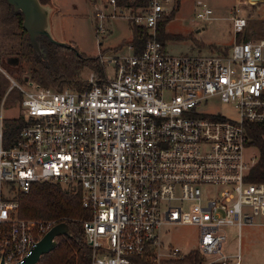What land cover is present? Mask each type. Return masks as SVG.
Segmentation results:
<instances>
[{
  "label": "built area",
  "instance_id": "built-area-1",
  "mask_svg": "<svg viewBox=\"0 0 264 264\" xmlns=\"http://www.w3.org/2000/svg\"><path fill=\"white\" fill-rule=\"evenodd\" d=\"M102 5L94 10L101 37L116 15L150 34L138 53L128 43L126 53L100 56L114 76L91 71L83 89L10 78L24 124L9 146L0 130V264L24 261L54 225L18 215V195L41 181L79 190L90 213L82 221L90 264H161L162 251L183 259L188 252L161 239L164 225L179 223L200 228L198 264H229L226 228H236L239 246L242 227L264 218V181L248 180L256 161L244 156L247 122L264 129V35L237 39L248 20L234 14L236 36L224 51L175 55L156 26L176 0ZM211 13L203 3L196 16ZM215 100L233 103L236 118L205 108ZM187 200L196 209H184ZM235 258L240 264L239 250Z\"/></svg>",
  "mask_w": 264,
  "mask_h": 264
},
{
  "label": "rangeland",
  "instance_id": "rangeland-1",
  "mask_svg": "<svg viewBox=\"0 0 264 264\" xmlns=\"http://www.w3.org/2000/svg\"><path fill=\"white\" fill-rule=\"evenodd\" d=\"M1 1L0 13L5 7ZM93 2L92 0H48L51 8L50 30L52 35L57 40L76 48L83 57L99 56L100 59L102 55L126 53V44L130 43L131 39L130 21L125 15L109 17L104 23L108 30L101 37L100 33L96 32L94 10L97 5L103 7V0H95V4ZM203 3L212 9L208 19L196 16L197 10ZM104 9L107 11L106 7ZM234 14L245 16L248 20L247 26L238 34L237 39L246 38L250 32L255 36L264 35V0H176V5L164 18L167 20L164 23L163 31L168 34H164L160 41L165 51L175 55L224 51L233 43L236 36L231 25V17ZM12 31L15 34L20 32V28L14 20L8 24L0 23V54L2 55L9 43H13L17 39ZM21 64V68H19L0 62V72L9 79L10 83V78L18 83L25 79L34 80L30 75L29 62L23 59ZM102 66L109 77L114 76L111 67ZM91 71L99 78L105 76V73L100 76L87 65L81 68L77 80L86 82L85 78ZM48 86L59 88L60 85ZM60 87L71 88L66 84H62ZM72 89L75 88L72 87ZM6 91L0 101L1 131L3 119L17 117L21 111L16 89L7 94ZM205 108L209 111L220 112L227 118L232 119L237 116L236 109L230 102L209 101ZM252 155L257 161L259 158L258 148L254 145L246 146L244 149L245 158L249 159ZM181 205L187 210L196 209L195 202L190 200L183 201ZM199 232L200 228L196 224H167L162 228L161 239L164 245L177 247L180 253L196 252L193 249L197 247ZM236 239V228L228 226L223 249L228 255H231L229 264L235 262L238 250L240 264H264V218H256L253 224L242 227L239 246L235 244ZM166 253L167 251H162L163 261L161 264H189L183 262L182 259L168 260L169 256ZM200 258L202 263L203 255L200 254Z\"/></svg>",
  "mask_w": 264,
  "mask_h": 264
},
{
  "label": "trees",
  "instance_id": "trees-1",
  "mask_svg": "<svg viewBox=\"0 0 264 264\" xmlns=\"http://www.w3.org/2000/svg\"><path fill=\"white\" fill-rule=\"evenodd\" d=\"M40 1L48 2V0ZM1 2L5 7L0 13V23L8 24L14 20L20 28V32L15 34L12 31L17 39L13 43H9L3 55L0 54V62L21 68V61L23 59L28 61L31 77L45 86L66 84L75 89L89 88L88 83L77 80L81 68L87 65L100 76L104 75V68L100 63L99 56L83 57L76 48L52 42L45 36L39 38L43 55L37 54L22 26V13L14 11L6 0ZM146 2L147 0H117L119 6H129L133 9ZM166 20L163 19L157 23L156 38L159 41L164 37V34H168L163 31ZM129 25L131 29L130 43L134 47V52L138 53L145 46L150 34L145 27L132 22ZM13 57H18L16 66L11 65L8 61ZM60 86L58 89L64 88ZM15 89L19 101L21 99L20 91L15 86H11L9 79L0 72V101L6 90L7 94ZM2 124V142L5 146H9L16 139L19 129L24 124V118L19 114L14 118L3 119ZM246 132L249 139L248 144L256 146L259 150V158L251 166L247 178L250 181H264V129L258 123L247 122ZM18 203V215L21 217L48 219L52 220L54 224L66 222L70 227V235H59L57 245L49 252L42 254L36 264H90V247L84 239L82 230V221L89 218L90 213L82 206L78 189L51 181L34 182L26 193L18 195ZM182 261L198 264L201 261L200 253L198 251L189 252Z\"/></svg>",
  "mask_w": 264,
  "mask_h": 264
},
{
  "label": "water",
  "instance_id": "water-1",
  "mask_svg": "<svg viewBox=\"0 0 264 264\" xmlns=\"http://www.w3.org/2000/svg\"><path fill=\"white\" fill-rule=\"evenodd\" d=\"M14 11L22 13V26L28 34L30 44L39 55H43V49L39 38L47 37L50 41L65 44L57 40L50 30V5L40 0H6ZM9 63L13 66L18 64V57L10 58ZM59 235H70V227L66 222L54 224L36 243L32 252L25 257L24 261L17 264H36L41 255L52 250L58 243Z\"/></svg>",
  "mask_w": 264,
  "mask_h": 264
},
{
  "label": "crops",
  "instance_id": "crops-1",
  "mask_svg": "<svg viewBox=\"0 0 264 264\" xmlns=\"http://www.w3.org/2000/svg\"><path fill=\"white\" fill-rule=\"evenodd\" d=\"M92 1H94V2H93L94 4L96 3L95 0H92Z\"/></svg>",
  "mask_w": 264,
  "mask_h": 264
}]
</instances>
